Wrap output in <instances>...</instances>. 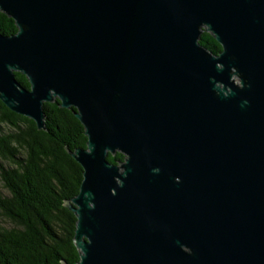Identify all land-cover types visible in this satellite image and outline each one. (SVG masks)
Returning a JSON list of instances; mask_svg holds the SVG:
<instances>
[{
  "label": "water",
  "instance_id": "water-1",
  "mask_svg": "<svg viewBox=\"0 0 264 264\" xmlns=\"http://www.w3.org/2000/svg\"><path fill=\"white\" fill-rule=\"evenodd\" d=\"M0 12L18 28L0 33V101L46 130L58 100L85 129L87 148H67L83 169L64 203L77 264H264V0H0Z\"/></svg>",
  "mask_w": 264,
  "mask_h": 264
},
{
  "label": "trees",
  "instance_id": "trees-1",
  "mask_svg": "<svg viewBox=\"0 0 264 264\" xmlns=\"http://www.w3.org/2000/svg\"><path fill=\"white\" fill-rule=\"evenodd\" d=\"M18 28L0 12V33ZM200 44L218 54L220 44L203 32ZM26 88L25 76L16 73ZM60 102L45 103L46 130L0 101V264H77V218L64 203L79 194L83 169L68 153L87 148L85 129ZM116 164L124 155H109ZM7 164V165H5Z\"/></svg>",
  "mask_w": 264,
  "mask_h": 264
},
{
  "label": "rangeland",
  "instance_id": "rangeland-1",
  "mask_svg": "<svg viewBox=\"0 0 264 264\" xmlns=\"http://www.w3.org/2000/svg\"><path fill=\"white\" fill-rule=\"evenodd\" d=\"M5 165H7V164H5ZM0 189H1V191H3L2 187H1V183H0ZM3 193H4V191H3Z\"/></svg>",
  "mask_w": 264,
  "mask_h": 264
}]
</instances>
